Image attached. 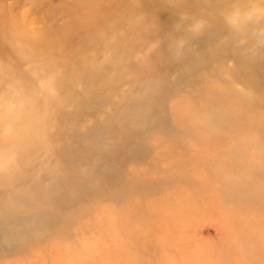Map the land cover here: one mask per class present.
<instances>
[{
	"label": "rangeland",
	"instance_id": "374dc122",
	"mask_svg": "<svg viewBox=\"0 0 264 264\" xmlns=\"http://www.w3.org/2000/svg\"><path fill=\"white\" fill-rule=\"evenodd\" d=\"M235 2L0 0V264H264V48Z\"/></svg>",
	"mask_w": 264,
	"mask_h": 264
},
{
	"label": "clouds",
	"instance_id": "9594fccd",
	"mask_svg": "<svg viewBox=\"0 0 264 264\" xmlns=\"http://www.w3.org/2000/svg\"><path fill=\"white\" fill-rule=\"evenodd\" d=\"M223 20L237 44L244 46L249 40L254 41V47L264 48V0H249L242 5L240 0L223 14ZM187 23L185 27V22ZM208 27V21L202 18L181 16L174 25V31H185L188 36L197 38ZM190 40L186 36L178 37L170 46L171 56L180 61L189 51Z\"/></svg>",
	"mask_w": 264,
	"mask_h": 264
}]
</instances>
